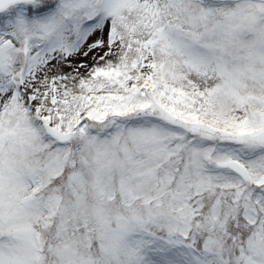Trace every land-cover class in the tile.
<instances>
[{
	"label": "snow or ice",
	"instance_id": "obj_1",
	"mask_svg": "<svg viewBox=\"0 0 264 264\" xmlns=\"http://www.w3.org/2000/svg\"><path fill=\"white\" fill-rule=\"evenodd\" d=\"M0 264H264V0H0Z\"/></svg>",
	"mask_w": 264,
	"mask_h": 264
}]
</instances>
